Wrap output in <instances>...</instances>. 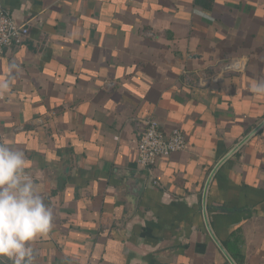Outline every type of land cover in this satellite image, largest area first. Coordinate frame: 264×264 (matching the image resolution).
I'll use <instances>...</instances> for the list:
<instances>
[{
  "label": "crops",
  "instance_id": "1",
  "mask_svg": "<svg viewBox=\"0 0 264 264\" xmlns=\"http://www.w3.org/2000/svg\"><path fill=\"white\" fill-rule=\"evenodd\" d=\"M3 4L29 32L0 54V141L25 152L53 213L32 264H231L202 198L264 120V0ZM148 116L187 144L145 168ZM205 204L235 264H264V124Z\"/></svg>",
  "mask_w": 264,
  "mask_h": 264
},
{
  "label": "clouds",
  "instance_id": "2",
  "mask_svg": "<svg viewBox=\"0 0 264 264\" xmlns=\"http://www.w3.org/2000/svg\"><path fill=\"white\" fill-rule=\"evenodd\" d=\"M8 88L9 81H0V89ZM254 91L264 94V82ZM28 166L22 149L0 141V257L12 264H32L31 242L49 233L53 221L37 183L26 174Z\"/></svg>",
  "mask_w": 264,
  "mask_h": 264
},
{
  "label": "built area",
  "instance_id": "3",
  "mask_svg": "<svg viewBox=\"0 0 264 264\" xmlns=\"http://www.w3.org/2000/svg\"><path fill=\"white\" fill-rule=\"evenodd\" d=\"M28 32L27 24L12 17L5 9L3 0H0V54L4 49L21 44ZM227 65L238 72L244 68L245 61L230 59ZM137 127L135 160L145 168L152 167L159 157L168 156L186 147V136L180 128L165 131L153 116L139 119ZM26 174L30 178V175Z\"/></svg>",
  "mask_w": 264,
  "mask_h": 264
},
{
  "label": "water",
  "instance_id": "4",
  "mask_svg": "<svg viewBox=\"0 0 264 264\" xmlns=\"http://www.w3.org/2000/svg\"><path fill=\"white\" fill-rule=\"evenodd\" d=\"M264 124V120L261 121V123H259L255 129H253V131H251L246 137H244L237 145L236 147H234L231 151H229V153H227V155H225L218 163L217 165L214 167V169L212 170V172L210 173L207 181H206V184H205V187H204V192H203V198H202V202H203V205H204V219H205V223H206V226H207V229L210 233V235L212 236V238L214 239V241L216 242V244L218 245L219 249L222 251V253L225 255V257L227 258V260L231 263V264H235V262L233 261L232 257L228 254V252L225 250V248L222 246V244L217 240V238L213 235V232L210 228V225H209V222L207 220V217H206V204H205V200H206V193H207V188H208V185H209V182L211 180V177L213 175V173L215 172V170L217 169V167L225 160L227 159L242 143L245 142V140H247L255 131H257V129L262 126ZM141 188V186H140Z\"/></svg>",
  "mask_w": 264,
  "mask_h": 264
}]
</instances>
